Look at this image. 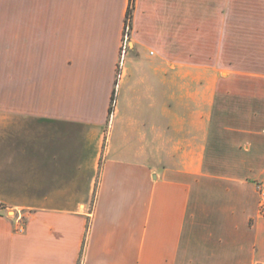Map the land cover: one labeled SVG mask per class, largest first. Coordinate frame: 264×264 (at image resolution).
Wrapping results in <instances>:
<instances>
[{"label": "crops", "instance_id": "1", "mask_svg": "<svg viewBox=\"0 0 264 264\" xmlns=\"http://www.w3.org/2000/svg\"><path fill=\"white\" fill-rule=\"evenodd\" d=\"M128 1L0 0V264H264V0Z\"/></svg>", "mask_w": 264, "mask_h": 264}, {"label": "built area", "instance_id": "2", "mask_svg": "<svg viewBox=\"0 0 264 264\" xmlns=\"http://www.w3.org/2000/svg\"><path fill=\"white\" fill-rule=\"evenodd\" d=\"M130 31V25L127 24L124 28V36H123V45H122V52L124 53L126 47H127V39H128V34ZM122 65V62H119V66ZM256 192L258 194L259 197V202H260V206L264 205V180H260L259 182H257L256 184ZM9 208L0 201V212H9ZM16 221L18 222L17 225V230L18 231H22L23 229V225H22V215L20 213H17L15 216Z\"/></svg>", "mask_w": 264, "mask_h": 264}, {"label": "trees", "instance_id": "3", "mask_svg": "<svg viewBox=\"0 0 264 264\" xmlns=\"http://www.w3.org/2000/svg\"><path fill=\"white\" fill-rule=\"evenodd\" d=\"M135 1L136 0H129L128 1L126 13H125L124 28H125V26L127 24H129L131 26V20H132V17H133V11H134V8H135ZM109 111H111V107L109 108Z\"/></svg>", "mask_w": 264, "mask_h": 264}, {"label": "rangeland", "instance_id": "4", "mask_svg": "<svg viewBox=\"0 0 264 264\" xmlns=\"http://www.w3.org/2000/svg\"><path fill=\"white\" fill-rule=\"evenodd\" d=\"M236 1H241V0H235V2ZM146 53H148V50L146 51ZM113 101L114 100H112V106H113ZM260 180H258V181H256V183H255V191H256V184H257V182H259ZM256 194H257V192H256ZM257 203H258V208H259V210H260V213L261 212H264V205L263 206H260V202H259V197H258V194H257Z\"/></svg>", "mask_w": 264, "mask_h": 264}]
</instances>
